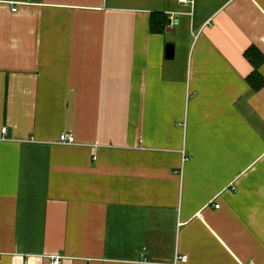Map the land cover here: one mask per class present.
<instances>
[{"label":"crops","instance_id":"1","mask_svg":"<svg viewBox=\"0 0 264 264\" xmlns=\"http://www.w3.org/2000/svg\"><path fill=\"white\" fill-rule=\"evenodd\" d=\"M187 1L0 0V264H264V0Z\"/></svg>","mask_w":264,"mask_h":264},{"label":"trees","instance_id":"2","mask_svg":"<svg viewBox=\"0 0 264 264\" xmlns=\"http://www.w3.org/2000/svg\"><path fill=\"white\" fill-rule=\"evenodd\" d=\"M169 19L166 15L153 13L150 18V32L152 34H163L168 26ZM246 59L254 68L253 73L247 78V82L253 92H259L264 88V78L259 69L264 64V56L256 47H250L245 52Z\"/></svg>","mask_w":264,"mask_h":264},{"label":"built area","instance_id":"3","mask_svg":"<svg viewBox=\"0 0 264 264\" xmlns=\"http://www.w3.org/2000/svg\"><path fill=\"white\" fill-rule=\"evenodd\" d=\"M180 3L188 5L189 2L187 0H180ZM16 11H17V7L15 6L12 9V12H16ZM4 134H6V129H4ZM60 143L66 144V145H73V144L76 143V140H75V137H74L73 134H63L60 137ZM215 208L219 209L220 205H216ZM62 259L63 258L60 257V256H52L50 258V264H61ZM179 261L181 263H187L188 262V258L186 256H183V257L179 258Z\"/></svg>","mask_w":264,"mask_h":264},{"label":"water","instance_id":"4","mask_svg":"<svg viewBox=\"0 0 264 264\" xmlns=\"http://www.w3.org/2000/svg\"><path fill=\"white\" fill-rule=\"evenodd\" d=\"M170 53H171V56H170ZM170 53H168V55H169V58L171 57V59H172L173 51L171 50Z\"/></svg>","mask_w":264,"mask_h":264}]
</instances>
